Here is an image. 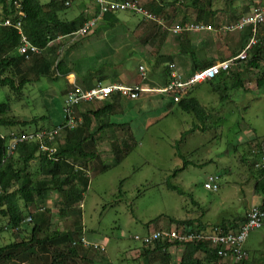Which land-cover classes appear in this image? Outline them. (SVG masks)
Listing matches in <instances>:
<instances>
[{"label": "rangeland", "instance_id": "rangeland-1", "mask_svg": "<svg viewBox=\"0 0 264 264\" xmlns=\"http://www.w3.org/2000/svg\"><path fill=\"white\" fill-rule=\"evenodd\" d=\"M40 1L47 3L51 0ZM58 1L62 3L61 17L73 19L78 16L85 10L84 2L92 4L87 11L91 18L97 15H93L97 10L94 0H69V6L65 4L66 0ZM195 1L196 6L192 4L193 0H139L147 9L151 3L163 4L170 15L165 19L157 17L164 20L167 28L142 15L120 11L117 13L119 21L114 27L102 19L82 39L61 37L54 56L48 57L52 67L50 73L42 74L38 79L35 70H29L35 58L41 59L45 55L43 52L24 63L27 83L21 92L1 86L0 101L11 105V116L26 120L38 118L37 124L30 123L18 127L20 129L58 125L63 119L64 91L69 85L68 74L62 75L56 68L58 61L63 60L67 65L73 63L76 71L102 70L108 75L106 84L111 83L112 74L117 71L128 72L133 78L139 77L142 75L140 65H143L144 80L161 88L165 81L169 83L171 80L169 64L176 65L162 53L180 52L179 38L187 35L204 39L216 36L227 46H236L240 38L245 40L242 31L180 34L170 31L168 28L178 23L197 20V7L208 6V0ZM212 1L216 13L207 16L204 22L216 27L230 22L227 20L230 11H233V22L242 16L252 15L257 7L264 4V0ZM244 1L251 7L249 12L235 18L237 11L231 7ZM219 11L221 15H218ZM2 12L0 5V16ZM147 25H152L155 30L158 28V32L153 35ZM73 42L80 43L69 51L68 44ZM184 50V55L189 57V49ZM224 52L222 47L221 57ZM240 69L245 73L244 88H233L229 77L221 81V76H217L187 89L183 96L197 97L206 107L208 116L203 122L194 113L184 111L178 103L170 102V95L165 92H154L150 98L138 101L123 100L124 112L112 116L115 122L127 123L125 136L132 137L126 142L129 151L122 162L115 164L109 134H98L100 158L99 161L94 160L95 165L92 162L90 168L84 169L90 182L80 206L76 205L79 211L64 212L65 195L55 190L45 201H36L27 211L49 208L53 229L61 232L73 230L75 239L85 236L94 243H103L105 251L93 249L98 255H94L97 264H148L144 257L138 256L140 252L137 250L144 246L134 236L149 232V227H175L176 222L171 218L200 219L210 230L224 221L245 217L252 206L253 196L257 195L254 183L258 174L252 153L259 149L261 154L264 152V86L257 87V78L264 72V57L259 68L250 67L244 61L233 66L231 72ZM221 95H226L224 100ZM41 116L48 118L40 119ZM11 130L2 128L1 131L6 134ZM64 136L63 133V141ZM100 159L110 165L104 171H97L103 170ZM39 165V158L30 163L29 176L34 180L47 178L41 172L38 174ZM209 174L220 175L219 190H209L204 186ZM169 183L182 193L169 188ZM261 200L257 195L256 202ZM7 227L6 220L0 218V245L20 239L16 231ZM180 248L183 251V246ZM245 249L249 254L245 264H264V227L250 232Z\"/></svg>", "mask_w": 264, "mask_h": 264}, {"label": "trees", "instance_id": "trees-1", "mask_svg": "<svg viewBox=\"0 0 264 264\" xmlns=\"http://www.w3.org/2000/svg\"><path fill=\"white\" fill-rule=\"evenodd\" d=\"M67 1L69 0H66L65 4ZM230 1L228 2L232 5V1ZM15 2L19 3L21 9L25 12L23 29L26 36L33 44L45 48L43 50V52H46L45 55L41 59L35 58L33 67H29V70L31 68L35 70L39 79L40 75L49 74L52 69L51 59L48 57L54 56L57 45L50 46L49 43L78 30L85 21L91 18H88L84 13L73 19L61 17L59 12L62 11V3L58 0H51L47 3H42L40 0H0V5H2L3 9L2 17L16 15L18 8ZM196 2L193 0L192 4L196 6ZM212 3V0H208L207 7H197V20L194 21L201 20L204 22L207 20V16L210 14L214 15L217 9L214 10L212 8ZM148 10L164 19L170 15L167 13L166 7L160 3H151ZM103 21L110 27H114L118 23L119 18L117 13L108 12L103 15ZM155 23L157 24V22ZM262 25L263 27L260 29ZM243 32V37L245 38V40L243 39V48L253 36L256 39V42L249 50L246 63L250 67L259 68V62L264 57V23L257 26L256 32H253L252 27L249 26ZM20 41L21 36L14 27L0 25V87L9 86L18 93L21 92L27 83L23 67L27 61L17 51ZM168 57L171 58V56ZM189 57L192 62L193 72L214 63L212 60H198L193 49L189 51ZM41 60H44L45 63L40 71L36 69V65H40ZM56 65L58 72L62 75L70 72V68L63 60L58 61ZM89 74H103V71L90 69ZM223 74L231 79L233 88L245 87V73L241 69ZM100 81H103V79H100ZM164 84L166 86L168 82L165 81ZM220 84L219 82L218 85ZM262 86H264V72L262 76L257 78V87ZM90 87L92 86L83 88ZM225 96L221 95L220 98L224 100ZM177 103L184 111L194 113L201 122L207 119L206 107L201 104L197 97L183 96ZM114 109L115 104L107 103L103 107L89 111L83 117V126L79 125L77 128L70 129L64 133L65 141L61 140L63 139L62 135L58 137L57 150L53 154L39 152V146L36 141L19 143L16 149L10 153L8 144L11 135L9 132L6 134L2 133V128L23 131L25 129L18 127H24L30 123L37 124L38 118L26 120L11 116V105L8 102L0 101V218L6 220L7 228L16 231L20 236L18 240L0 245V264H97V258L94 257L92 252L94 248L83 246L79 241L82 236L80 238L77 236L75 239L73 230L61 232L56 228L53 229L54 223L49 208L38 209L35 212L27 211V208L38 200L45 201L49 193L55 190L65 195L62 208L64 212L65 210L72 213L79 211L76 210V205L79 204L78 206H80L90 182L87 171L84 169L90 168L92 162L95 165L96 162L94 160L99 161L100 158L96 135L99 132L108 131V129H118L119 133H114L110 137L115 164L121 163L129 151L126 147V142L132 137L127 134L125 136V133H128V130L126 131L127 123H116L112 120V116L118 113ZM89 113H92L96 119L97 125L94 132L90 131L89 128L90 115H92H89ZM47 118L48 116L40 117V119ZM48 128L51 127L42 126L35 129ZM261 152L262 150L259 149L252 154H254L253 164L258 174L254 183V191L261 196L262 200L259 206L264 209V168L255 166L262 158ZM38 158L40 160L38 174L40 172L43 173L47 177L46 179L34 180L31 175L29 176L31 172L29 170L30 163ZM246 159L244 158V160ZM100 163L103 164V170L99 169L97 171H104L110 166L104 164L101 159ZM94 169L96 168L94 167ZM168 187L182 193L177 186L171 183L168 184ZM121 192L122 188H120ZM29 217H31V220H28ZM244 219L242 217L232 221H224L215 226L226 232L230 229H236ZM171 221L176 222L178 227L194 228L196 226L199 229L206 227L200 219L171 218ZM155 229L159 228L149 227L148 231ZM174 244L183 246V254L179 264H218V255L210 243L197 239L183 244L178 241L173 243L159 241L155 246H144L142 250L138 249L137 252H140L138 256L145 258L151 253H155L158 255L157 261L160 259L161 264H167L171 258L167 249ZM200 254H203V257ZM154 262L155 260H152L148 264H154ZM245 263L246 260L242 264Z\"/></svg>", "mask_w": 264, "mask_h": 264}, {"label": "built area", "instance_id": "built-area-1", "mask_svg": "<svg viewBox=\"0 0 264 264\" xmlns=\"http://www.w3.org/2000/svg\"><path fill=\"white\" fill-rule=\"evenodd\" d=\"M98 6V13L94 18L88 19L76 31L64 37H70L72 40L77 38H84L96 26V24L103 19L105 13H118L120 11H129L142 15L145 19L157 22L159 25L166 27L163 19L158 18L154 13L145 8L138 0H95ZM18 10L16 15L8 17H0V25L14 27L21 36V41L18 46V53L24 56L27 62L32 61L36 56H40L45 48H41L33 44L26 36L23 29V18L25 12L21 9L19 3L15 2ZM66 4H70L67 1ZM264 23V4L260 5L254 10V13L249 16H242L236 21L221 24L216 27L211 23L202 21H187L178 23L170 28V31L180 33H199L204 31L217 32H235L243 31L248 26L252 27L253 32H256L257 26ZM256 42L254 36L250 39L247 45L241 49L236 55L215 62L203 69L192 72L187 77H184L176 65L169 64L170 81L160 89H151L143 85H123L117 83L106 84L102 81L96 82L90 88H83L75 85L66 93L65 103L63 106V121L48 129H34V130H12L10 131V142L8 144V151L13 152L19 143L25 141H36L39 146V152L53 154L57 150L58 137L63 135L70 129H75L82 124L83 120L76 114V107L83 102H91L96 100H105L113 94H120L121 96L136 99L143 91H158L173 95L174 101L178 102L187 89L197 83L213 80L223 73L228 74L233 66L246 61L249 55L251 46ZM142 70V77L145 78L144 67L140 66ZM264 149V145H263ZM257 168H264V152L262 158L255 165ZM204 186L213 191L220 188V175L209 174L205 179ZM44 208H40L43 210ZM31 220V217L28 218ZM264 227V209L259 205L253 204L249 209L244 221L239 223L236 229H230L224 232L217 226L199 229L187 228L185 226H175L170 228H159L151 230L144 234H136L134 238L141 241L143 246H155L159 241L175 242L183 244L192 240L207 241L214 248L218 255V264H242L248 259L249 254L245 249V243L250 235V232ZM83 246L92 247L99 251H105L103 243H94L85 236L79 240Z\"/></svg>", "mask_w": 264, "mask_h": 264}, {"label": "crops", "instance_id": "crops-1", "mask_svg": "<svg viewBox=\"0 0 264 264\" xmlns=\"http://www.w3.org/2000/svg\"><path fill=\"white\" fill-rule=\"evenodd\" d=\"M240 1H242V0H240ZM94 2H95L94 3L95 4V8L97 10H96V12L93 11V15H95V13H97V11H98L97 3H96L95 0H94ZM244 3L240 2V3H238V6L236 5V7L235 6L231 7V9L237 11L235 13V18L239 17L242 13L245 14L244 12H246V13L249 12V10L251 8L250 5L247 4L245 1H244ZM84 5H85V10L82 13H84L86 16H88V18H91L92 15H89L87 13V11L90 10V6L92 4L84 2ZM221 9L223 11H225V8L223 9L222 7H219V10H221ZM219 13H218V15L222 14L221 11H219ZM228 13L230 14V16H228L227 20H230V22H232L231 16L234 17L232 15L233 11H230ZM146 27L148 28L150 33H153V35H155L158 32V28H156V30H155V28H153L152 25H150V26L147 25ZM60 39L61 38L50 42L49 45L50 46L51 45H57L59 43ZM79 41H82V40H79ZM177 41L179 42L178 46L180 47V52L181 53L180 52L175 53L174 51H171V53H166V54L162 53V55L165 56V57L171 56L172 61H174L176 63L177 69L180 72H182L183 75H187V76L190 75L193 72V68H192V62H191L190 57L184 55L185 54L184 48H188L189 51H191L192 49L195 50L196 56H197L198 60H200V61H202V60H208V61L212 60L215 63V62H218V61H221V60H225V59H228V58L236 55L238 52L241 51V49L243 48V44H244L243 43L244 40H242V38H240L239 41L237 42L238 44H236V46H233L232 44L227 46V45L223 44V41L220 42L219 39L216 38V36H211V37L209 36V37L204 39L202 37H197V36L195 38H193L190 35H187V36H184L183 38L182 37L179 38ZM73 44H68L69 51L71 49H73L74 47L78 46V44H75V42H73ZM222 47L224 48V51H225L223 57L220 56V52H221V48ZM175 51H176V49H175ZM44 63L45 62L43 60L40 63V65L37 64L36 65V69L41 71L43 69V67H44ZM73 66H74L73 63H71V62L68 65V67L70 68V72L68 73V75H67L68 77H66V79L68 78L67 80H68L69 85L64 91L65 94L67 93V91L69 90V88L71 86L72 87L74 86V84L78 85V86H81V87H89V86H93L96 82L100 81V79H103V82L105 83V81L108 78V75L105 74V73L97 74V75H90L89 74V70L90 69L87 70V71H76ZM140 66H143V65H140ZM226 76L227 75H225V74L221 75V81L225 80ZM144 79L145 78H143L142 75H140L137 78H133L132 74H130L128 72H124V71L119 72V71H117V72L112 74L111 83H117V84L129 85V86L143 85V86L149 87L151 89H160V88H157V86L155 84L153 85L150 82L145 81ZM149 81H151V80H149ZM163 87H161V88H163ZM154 92H158V91H155V90L154 91H143V92L140 93V96L138 98H136V99L127 98V97L121 96L120 94H113V95H111L110 97H108L105 100L91 101V102H86V103H83V104L79 105L76 108V113L84 121L83 117L86 114H88L89 111H93V110H96V109H98L100 107H103L107 103L115 104V109L114 110H117V111L120 110V112H118V113H122V112H124V109H125V106L123 105V103H125V101H123V100L138 101V100L147 99V98H150L152 93H154ZM169 95H170L169 96L170 102L171 101L175 102L173 95H171V94H169ZM175 103H177V102H175ZM127 105H128V103H127ZM90 114H92V113H89V115ZM62 116H63V107H62ZM90 116H91V122H90V127L89 128H90V131L94 132L97 123H96V119L94 118V115L92 114ZM112 120L114 121L113 118H112ZM62 121H63V119H62ZM122 122L123 121H119V122H116V123H122ZM54 125H56V124H53L52 126H54ZM83 125H84V122H82L81 126H83ZM52 126H48V127H52ZM114 133H119L117 128L108 129V131H106L105 133H104V131H102V132H99L98 134L99 135H101V134H107L108 135L109 134V140H110L111 135L114 134ZM97 135H96V137H97ZM98 140H99V138L97 137V141ZM98 147H99V144H98ZM256 200H257V195H254L251 204L252 205L253 204H257L258 205V204L261 203V202L257 203ZM245 217H246V214H245ZM181 246L182 245L174 244V245H171V246L168 247L167 252L170 253L171 258L169 259L170 261L167 264H179V262L181 260V257H182V254H183V251H180V250H182L180 248ZM95 250H97V249H95ZM92 252H93V250H92ZM93 255H96V254H94V252H93ZM96 256H98V255H96ZM156 258H158V255L155 254V253H153V254L151 253L149 256L145 257L146 262H148V263L150 261H152V260H155L154 264H161L160 262H158L156 260Z\"/></svg>", "mask_w": 264, "mask_h": 264}]
</instances>
